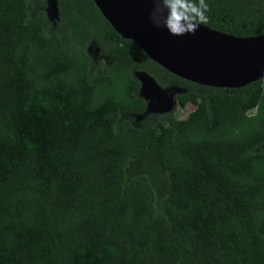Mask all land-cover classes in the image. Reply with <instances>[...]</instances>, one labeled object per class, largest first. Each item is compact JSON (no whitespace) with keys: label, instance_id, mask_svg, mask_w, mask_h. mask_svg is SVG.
Masks as SVG:
<instances>
[{"label":"trees","instance_id":"16d2710c","mask_svg":"<svg viewBox=\"0 0 264 264\" xmlns=\"http://www.w3.org/2000/svg\"><path fill=\"white\" fill-rule=\"evenodd\" d=\"M207 2L264 35V0ZM139 74L195 108L150 109ZM0 264H264V79H183L94 0H0Z\"/></svg>","mask_w":264,"mask_h":264},{"label":"water","instance_id":"95a60500","mask_svg":"<svg viewBox=\"0 0 264 264\" xmlns=\"http://www.w3.org/2000/svg\"><path fill=\"white\" fill-rule=\"evenodd\" d=\"M94 1L123 38L133 40L155 62L183 79L241 88L263 78L264 35L236 37L201 25L195 34L173 36L152 22L153 0Z\"/></svg>","mask_w":264,"mask_h":264},{"label":"clouds","instance_id":"9594fccd","mask_svg":"<svg viewBox=\"0 0 264 264\" xmlns=\"http://www.w3.org/2000/svg\"><path fill=\"white\" fill-rule=\"evenodd\" d=\"M151 19L155 26L166 28L170 35L195 34L208 23L207 0H153Z\"/></svg>","mask_w":264,"mask_h":264},{"label":"rangeland","instance_id":"374dc122","mask_svg":"<svg viewBox=\"0 0 264 264\" xmlns=\"http://www.w3.org/2000/svg\"><path fill=\"white\" fill-rule=\"evenodd\" d=\"M48 15L51 19L58 18V9L56 4L52 2L48 9ZM139 78L143 82L141 95L147 99L150 109L154 111H167L177 108L180 118H186L188 114L195 108L194 105L189 104L185 108H181L174 96V90H163L154 80L145 74H139Z\"/></svg>","mask_w":264,"mask_h":264},{"label":"built area","instance_id":"2783aa9c","mask_svg":"<svg viewBox=\"0 0 264 264\" xmlns=\"http://www.w3.org/2000/svg\"><path fill=\"white\" fill-rule=\"evenodd\" d=\"M263 79H264V75H263Z\"/></svg>","mask_w":264,"mask_h":264}]
</instances>
